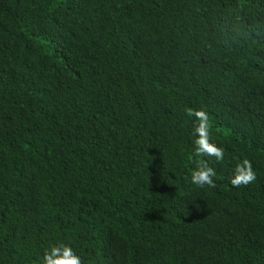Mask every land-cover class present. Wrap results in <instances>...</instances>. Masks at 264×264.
I'll return each instance as SVG.
<instances>
[{
    "label": "trees",
    "instance_id": "1",
    "mask_svg": "<svg viewBox=\"0 0 264 264\" xmlns=\"http://www.w3.org/2000/svg\"><path fill=\"white\" fill-rule=\"evenodd\" d=\"M188 109L223 160L196 155ZM244 159L256 179L232 186ZM61 243L264 264V0H0V264Z\"/></svg>",
    "mask_w": 264,
    "mask_h": 264
},
{
    "label": "clouds",
    "instance_id": "2",
    "mask_svg": "<svg viewBox=\"0 0 264 264\" xmlns=\"http://www.w3.org/2000/svg\"><path fill=\"white\" fill-rule=\"evenodd\" d=\"M188 115L195 116L197 123L194 127L195 133V153L198 156L208 155L221 161L224 158V149L217 147L210 142V131L208 116L202 110H187ZM213 168L207 166L206 162L201 160L198 166L191 173V181L195 185L203 188L209 186L214 188L215 182L212 179L215 176ZM256 179L255 172L252 168L251 161L244 159L241 163H237L234 169V175L230 177L232 186L238 187L241 184H248ZM195 206V205H194ZM42 264H81L80 258L73 252L71 247L63 243L52 246L44 253Z\"/></svg>",
    "mask_w": 264,
    "mask_h": 264
}]
</instances>
